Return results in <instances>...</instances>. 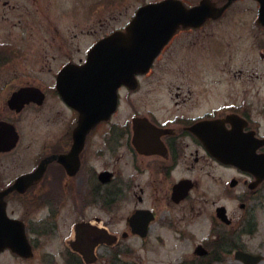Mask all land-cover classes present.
Masks as SVG:
<instances>
[{"label": "flooded vegetation", "instance_id": "flooded-vegetation-1", "mask_svg": "<svg viewBox=\"0 0 264 264\" xmlns=\"http://www.w3.org/2000/svg\"><path fill=\"white\" fill-rule=\"evenodd\" d=\"M23 1L31 7L4 0V6L11 12L19 11L21 17L14 22L4 13V27L0 28V240L4 244L6 237L16 245L25 235L32 256L25 258L16 249L4 250L3 246L0 264H11V259L15 264H142L143 253L148 254L154 246L164 248L169 238L178 245L176 264H264V223L260 216L264 212V179L218 161L205 144L207 139H215L216 132L211 126L218 120L228 131L252 132L253 144L264 143V133H259L263 125L260 118H254V104L247 88L242 89L241 95L234 93V98L230 93L228 98H216L212 87L201 94L206 99L207 95L211 96V106L196 112L201 96L194 93L190 77L185 76L188 81L177 87L176 110L166 117L160 118L152 109L143 112L134 108L130 120L117 121L124 98L138 93L142 78L148 73L138 77L136 89L120 88L119 106L109 121L86 130L79 125V113L64 101L58 87V75L64 67L82 66L99 40L117 32L127 33L144 8L162 4L163 15L171 19L167 21L171 27L165 29L171 37L154 60L152 71L180 36H193L198 45L204 44L200 40L210 38L205 26L222 19L244 1L256 5L254 30L258 32L256 37L264 38V24L260 21L264 0H94L91 3L69 0L67 5L63 0ZM56 3L61 5L62 17L78 20L66 32L72 43L85 33L79 26L89 16L99 14L98 6L105 4L101 10L110 5L131 10L127 23L102 34L85 49L83 58L69 57L52 73V83H44L39 77L33 81L36 78L31 75L25 79L16 69L10 72L14 64L27 57L25 44L32 43L36 33L44 37V53L38 55L37 61L43 67H51L56 56L49 50L56 49V38L65 35L58 27L57 15L51 13ZM202 3L214 9L229 6L219 18L210 16L199 27L177 24L185 14L184 8L193 10ZM257 41L259 44L254 46L259 47L258 61L264 64V45H260L262 39ZM63 46L60 44L58 48L66 50ZM13 56L20 60L12 62ZM7 73L14 76L5 77ZM260 76L264 78V74ZM221 82L216 80L214 87ZM22 90H39V96L44 95L43 104L46 99L57 100L73 122L35 148L29 170L9 176L4 172V160L18 157L26 141L20 120L26 111L43 105L33 100V95L32 100L16 102L14 97ZM183 91L187 93L181 98ZM259 94L264 110V84L256 96ZM220 95L224 97L223 93ZM189 144L213 166L236 173V177H230L218 188L220 198H213L216 190L203 186L201 173L179 178L174 175L184 156V147ZM258 154H264V146ZM32 175L31 179L18 183ZM184 182L189 189L174 197L175 187ZM131 198L134 207L121 216L122 201ZM226 198L240 201L238 216L219 203ZM94 210L98 214H93ZM203 215H206L204 220ZM4 256L9 259L4 260Z\"/></svg>", "mask_w": 264, "mask_h": 264}, {"label": "rangeland", "instance_id": "rangeland-1", "mask_svg": "<svg viewBox=\"0 0 264 264\" xmlns=\"http://www.w3.org/2000/svg\"><path fill=\"white\" fill-rule=\"evenodd\" d=\"M63 1L67 5L69 0ZM88 1L91 3L94 0ZM3 2L4 0H0V28L4 27V13L10 15L14 22H16L17 17H21L19 11L11 12L10 8L5 7ZM12 2L14 5L20 2L24 8L27 6L31 7L30 4L23 0H12ZM102 6H105V4L98 6L99 14L97 16H89L86 22L82 23L81 27L79 26V28H84L85 33L72 43L66 32L78 20L62 17L60 14L62 12L61 5L56 3L55 8L52 7L54 10L51 13L54 16L57 15L58 27L65 35L63 38H56V49H48L51 55L56 56L55 59H51V67H43L37 61L38 55L44 53V37L36 33L32 43L25 44L27 57L23 60H20V57H12V62L18 60L20 62L14 64L10 72L13 73L16 69L18 70L17 72L24 74L25 79H28L31 75L36 78L33 81H38L39 77L44 83H48V81L52 83V73L57 71L69 57L75 60L83 58L85 49L101 38L102 34L127 23L130 8L127 11L124 10L125 6L117 9L116 6L110 5L101 10ZM255 17L256 5L249 1H244L237 4L222 19L205 26V29H209L210 31L208 33L210 38L205 37L206 39L200 40L204 44L198 45L199 42H196V39L192 38L193 36H180L165 54L162 55L155 68L142 78V87L138 93L130 98H124V104L121 107L123 109L116 116V120H121L122 122L130 120L133 116L134 108L143 112L147 109H152L160 118L166 117L176 110L174 103L177 101L175 95L179 92L177 87L182 82L188 81V79L184 78L186 76L190 77L189 80L194 85L192 87L194 93H198L201 96L199 98L201 105L197 107L196 112H201L209 108V105L211 106V96L207 95L206 99L201 94H204L212 87L211 92L217 93L216 98H228L230 97L229 93L234 98L236 93L240 92L241 95L242 89L247 88L250 91L249 99L254 104V118H260L263 125V129L259 133L263 134L264 110L261 107L263 100L260 98L261 94L256 96V92L264 84V78H260V74H264V64L258 61L259 47L254 45L259 44L258 38L262 39L260 45H264V38L256 37V35L258 36V32L254 30L256 27L253 24ZM37 20H41V18H37ZM204 33L206 34V31L202 33V36L205 35ZM195 35L199 37L197 33ZM17 36L19 37V35ZM18 42L19 45L22 44L20 40ZM14 43L17 45V42ZM60 44H63L66 50L64 48L59 49ZM12 73H7L5 77L11 78L14 76ZM216 80L217 82L219 80L222 82L217 84L218 86L215 88ZM185 93L187 91H183L181 98ZM222 93L224 97L220 95ZM169 99H171V102H169ZM209 100L210 102H208ZM216 102L218 103L219 101L216 100ZM20 121L19 126L25 132L26 137L24 140L26 141L24 142L23 149L17 154L18 157L4 160V172L5 175L9 176L29 170L32 166L31 156L35 148L43 140L47 139L48 136L63 132L66 128L65 126L73 122L57 100L48 99H46L41 108L26 111ZM184 148V156L174 171V175L179 178L181 176H191L196 172L201 173L204 178L203 186L211 188L213 192L216 190L217 194L213 195V198H220L218 188L222 186L224 181L229 180L230 177H236V173L213 166L202 157L201 152H198L190 144ZM134 202L132 198L122 201L121 216L126 215L134 207ZM219 203L225 205L236 216L241 213L239 209L240 201L236 199L226 198V200L219 201ZM210 205L211 203H209ZM92 213L98 214L96 210ZM205 216L203 215L201 219L204 220ZM260 216L262 217L263 224L264 212ZM262 228L264 229V224ZM178 252L177 242L169 238L164 248L154 246L148 254L143 253L142 264H176ZM7 259L9 258L4 256V260ZM14 262L11 259L10 263L15 264Z\"/></svg>", "mask_w": 264, "mask_h": 264}, {"label": "water", "instance_id": "water-1", "mask_svg": "<svg viewBox=\"0 0 264 264\" xmlns=\"http://www.w3.org/2000/svg\"><path fill=\"white\" fill-rule=\"evenodd\" d=\"M206 6V3H202L193 10L184 8L185 14L180 16L177 24L198 27L210 16L219 18L227 8L214 9ZM168 20L171 19L163 15L162 4L144 8L138 13V21L128 27L127 33L117 32L99 41L90 51L85 65L67 66L62 70L58 77L59 91L64 100L80 113V127L89 130L96 124L109 120L118 107L119 88L122 85L136 88V76L149 72L171 37L165 31L171 27L167 24ZM172 27L175 28L174 25ZM37 91L39 90H22L14 99L22 104L32 98L42 104L44 96H39ZM32 95L34 97L30 98ZM216 125L213 126L216 139L211 142L207 140L206 143L212 154L225 164H232L264 178V155L256 154L263 143L253 144L250 137L242 139L236 131H226L223 123ZM32 177H23L19 183ZM186 183L175 187L174 197L182 196V190L189 189ZM6 244L7 242L4 243L5 246Z\"/></svg>", "mask_w": 264, "mask_h": 264}]
</instances>
